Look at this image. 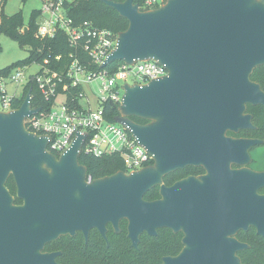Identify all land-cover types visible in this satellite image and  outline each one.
<instances>
[{
  "label": "water",
  "instance_id": "water-1",
  "mask_svg": "<svg viewBox=\"0 0 264 264\" xmlns=\"http://www.w3.org/2000/svg\"><path fill=\"white\" fill-rule=\"evenodd\" d=\"M101 1L129 22L103 66L153 59L168 70L124 84L116 118L154 162L89 182L79 160L84 134L57 155L46 136L26 128L41 110L30 88L20 107L0 111V264H51L53 254L42 253L48 242L78 230L88 238L93 228L108 242V224L120 232L122 219L135 248L145 233L184 232L183 251L162 264H244L238 252L248 245L236 234L254 226L264 235V172L232 164H248L250 148L264 141L227 133L256 128L247 106L264 105V89L251 78L264 65V0H167L151 10L135 0ZM188 165L208 173L164 184ZM156 186L162 197L147 200Z\"/></svg>",
  "mask_w": 264,
  "mask_h": 264
},
{
  "label": "built area",
  "instance_id": "built-area-1",
  "mask_svg": "<svg viewBox=\"0 0 264 264\" xmlns=\"http://www.w3.org/2000/svg\"><path fill=\"white\" fill-rule=\"evenodd\" d=\"M75 0H43L38 18L36 36L40 39H53L58 31H63L74 51L70 53V62L65 69L57 67L62 55L53 60L44 58L39 70L26 76L30 65L13 68L7 74H0V111H11L19 88L34 81L40 96L47 101L46 108L35 105L41 110L25 119L26 128L40 136L48 138V150L57 155L71 147L78 133L85 135L82 152L96 156L119 154L123 159L126 173H131L153 163V156L126 126L109 121L104 108L105 103L121 104L124 96V84H146L168 74L165 65L155 61L138 60L132 64L115 61L103 66L116 47L118 33L106 28H98L90 21L76 22L70 15ZM167 0H143L141 10H151L165 4ZM26 27L22 28L24 31ZM87 53L85 61L79 50ZM95 67V68H93ZM99 83V92L93 83ZM15 85L10 93L8 84ZM92 88L99 106L93 108L86 87ZM23 91V89H22ZM33 95V94H32ZM34 98V97H33ZM93 178L88 174V181Z\"/></svg>",
  "mask_w": 264,
  "mask_h": 264
},
{
  "label": "trees",
  "instance_id": "trees-1",
  "mask_svg": "<svg viewBox=\"0 0 264 264\" xmlns=\"http://www.w3.org/2000/svg\"><path fill=\"white\" fill-rule=\"evenodd\" d=\"M5 0H3L4 2ZM124 1V0H116ZM136 3L142 4L143 0H135ZM40 15V9H35L27 21L22 11L12 15L2 13V20L0 23V35L5 33L10 37L19 41L23 47H29L30 55L15 64L13 67L8 66L0 70V74H7L13 68L25 65H31L34 62H41L44 58L54 59L58 55H62L61 62L57 67L66 68L70 62V53L74 51L71 47L67 35L63 31H58L53 39H40L36 36L38 30V18ZM70 15L76 22L90 21L94 26L98 28H106L115 33H120L128 28L129 22L126 18L122 17L115 9L103 3L101 0H75L73 3ZM26 27L24 31L22 28ZM0 44V52L2 51ZM84 60H87V53L83 50H79ZM119 64V61H115L109 66V69L115 68ZM59 67V68H60ZM95 68V67H93ZM252 80L261 84L264 89V65L255 68L251 76ZM32 88L33 103L35 105L46 108L47 101L40 96L37 85L34 81L27 83L22 91V94L17 97L13 103L14 107H20L23 103L28 91ZM107 118L109 121H116L117 116L120 114L119 104L113 102H107L104 105ZM254 114L255 123L260 126L259 129L264 137V106H251ZM139 123H144L146 120L132 117ZM80 163L84 164L88 169V174L93 178H101L107 175L114 174L119 170L125 169L123 159L119 154H106L102 156H96L91 153L82 152L80 155ZM178 176H183L182 170L177 172ZM170 176L166 178L169 181ZM7 186L11 192L16 196V185L14 179L11 177L8 180ZM159 196L158 188L151 189L145 195L148 200H153ZM126 221L124 222L121 233L117 234L110 230L108 233L110 245L108 246L105 240L101 239L97 234L94 241L89 244L90 247L98 243L96 238H99V246L103 259L111 260L110 264H159L163 255L172 254L176 251V244L178 241L174 237H170L171 231L164 230L163 228L158 230V235L149 236L143 234L138 248L131 247V241L127 237ZM164 231L169 232L165 238H163ZM240 239H250V242L256 241V235L254 233L238 235ZM243 262L246 264H264V249L259 248L258 244L252 246L250 249L241 253Z\"/></svg>",
  "mask_w": 264,
  "mask_h": 264
},
{
  "label": "flooded vegetation",
  "instance_id": "flooded-vegetation-1",
  "mask_svg": "<svg viewBox=\"0 0 264 264\" xmlns=\"http://www.w3.org/2000/svg\"><path fill=\"white\" fill-rule=\"evenodd\" d=\"M251 106H258V105L248 104L247 110H246V113H250L253 115L252 121H253V124L256 126V128H247V129L243 128L239 132L228 131V133H227L228 136H232L234 138L260 139V140L264 141L263 134L259 129L260 126H258L255 123L254 114H253V111L251 109ZM147 122H149V121L146 120V122H144V123H147ZM257 151L260 152L261 156L264 155V142L257 144V145H254L253 147L250 148L249 152H250L251 161L248 164L239 165V164L233 163L232 168L240 169L242 167H248V168L255 170V171H258V172H264V161H262V159L258 158L259 156H255V153ZM151 164H153V163H151ZM151 164H149V165H151ZM180 170H182V174H183V176H181V177H179L177 174V172ZM207 173H208V171L204 166L188 165L184 168L177 169V170L172 171L169 174L165 175L163 182L167 186H171L175 182H177L181 179H184L186 177L201 176V175H205ZM168 176H170V179H169V181H166V178ZM156 187L158 188L159 196L153 200H156V199H159L162 197L160 194V186H156ZM258 193L264 194V186L259 188ZM22 202L23 201L21 199L16 197V203L17 204H21ZM125 221L127 223L126 227L128 226V221L126 219H122L120 222L121 231L123 229ZM163 229L167 230V231H171L172 233H170L171 234L170 237L172 236V237L176 238V240L178 242L175 243L176 244L175 253L163 255L159 264L163 263V257H165V256H178L183 251V249L185 247V244L183 242L184 232L180 231V232L175 233L171 229L166 228V227ZM110 230L114 231L117 234L121 233V231L116 232L111 223L108 224L107 235H108ZM167 231H164L163 238H165V236H167V234H169V232H167ZM241 233H245V234L254 233L256 235V241L251 243L250 239H248V238H246L245 240L240 239L238 235ZM97 234L100 236L101 239L105 240V242L108 246L110 245L109 237H108V242H107L106 239L101 234V232L97 228H93L90 230L88 238L86 237V234L81 230H78L76 232V234H74V235H72V234L61 235L57 239H55L51 242H48L45 245V247L42 249V253L53 254V256H52L53 259H52L51 264H110L111 260L102 258L101 250H100V248H98L99 238H96V240H98V243L96 242L95 245H93L92 247L89 246V244H91V241H94L95 235L97 236ZM145 234H147V233H145ZM127 237H128V228H127ZM236 238L239 241L246 243L248 245L247 248L238 252V255L240 256L241 260H242L241 253L250 249L252 246H254L256 244H258L259 248L264 249V235L259 234L257 231V228L254 226H250L248 230H243V229L239 230L236 234ZM131 247L135 248V247H133L132 242H131ZM242 262H243V260H242ZM243 263L246 264L245 262H243Z\"/></svg>",
  "mask_w": 264,
  "mask_h": 264
},
{
  "label": "rangeland",
  "instance_id": "rangeland-1",
  "mask_svg": "<svg viewBox=\"0 0 264 264\" xmlns=\"http://www.w3.org/2000/svg\"><path fill=\"white\" fill-rule=\"evenodd\" d=\"M43 4V0H0V23L2 20V13L7 15H12L17 12L22 11L24 18L28 21L31 13L35 9H40ZM0 44L2 46V51L0 52V70L4 69L8 66H14L15 64L19 63L20 61L26 59L30 55L29 47H23L19 41L10 37L9 35L3 33L0 35ZM18 65L17 67H19ZM40 68L38 63H32L26 70V76L30 74L36 73ZM95 91L97 94L99 92V83H93ZM8 89L10 93L15 92V85L9 83ZM23 87L21 86L18 90V94H22ZM86 93L88 94L92 107L97 108L99 106L97 97L92 92V88L90 86L86 87ZM255 156H259L258 158L264 161V155L261 156L260 152L257 151ZM261 156V157H260Z\"/></svg>",
  "mask_w": 264,
  "mask_h": 264
}]
</instances>
